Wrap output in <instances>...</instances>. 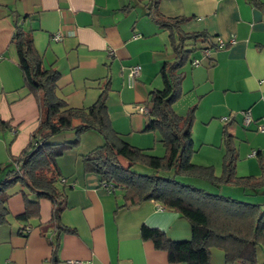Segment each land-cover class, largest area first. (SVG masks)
Wrapping results in <instances>:
<instances>
[{
    "label": "crops",
    "instance_id": "obj_1",
    "mask_svg": "<svg viewBox=\"0 0 264 264\" xmlns=\"http://www.w3.org/2000/svg\"><path fill=\"white\" fill-rule=\"evenodd\" d=\"M257 2L264 6V0H159L157 4L163 16L184 18L182 31L204 32L215 44L210 48L198 44L190 56L199 63L193 65L190 60L182 67L181 95L173 110L184 115L194 106L192 126L205 129L202 138H207L211 129L214 138L219 136L222 142L226 127L235 138L240 158L236 163L238 176H258L260 163L264 164V133L256 131L264 115V7ZM147 3L0 0V121L6 125L0 124V164L19 154L39 118L36 98L24 86L11 41L16 22L31 33L42 64L59 72L57 93L69 106L91 105L107 85L106 105L113 129L136 147L141 146L138 141H157L156 132L144 130L147 115L137 106H147L148 92L162 87L159 68L174 58L175 36L152 19ZM56 32L62 34L60 40L52 39ZM218 40L224 42L223 47L217 46ZM204 48L209 49L208 57ZM132 64L140 65V74L130 87L125 75ZM245 109H250L252 117L247 126L240 113ZM74 139L75 131L69 130L55 134L50 142L66 144ZM214 142L201 141L218 152L214 160L207 154L206 164L201 165L215 164L219 174L222 143L217 148ZM102 144L98 132L86 130L79 142L56 160L66 193L60 222L72 232L57 229L48 198L38 199L20 184L9 189L8 221L0 225V264H185L168 261L166 252L140 233L146 225L162 230L171 240L189 239L190 225L180 213L158 209L153 200L123 206L121 190L84 168L82 156ZM253 151L256 154L252 155ZM232 186L216 189L220 193L225 189L228 194L234 188L223 187ZM238 196L264 206V194L256 190L244 189ZM26 198L38 199L37 212L18 218L25 211ZM262 259L259 251L257 261ZM210 264L243 263L228 262L222 249L211 247Z\"/></svg>",
    "mask_w": 264,
    "mask_h": 264
},
{
    "label": "trees",
    "instance_id": "obj_2",
    "mask_svg": "<svg viewBox=\"0 0 264 264\" xmlns=\"http://www.w3.org/2000/svg\"><path fill=\"white\" fill-rule=\"evenodd\" d=\"M158 1L148 0L146 10L159 26L175 36L174 58L164 61L159 68L162 87L148 92L149 112L144 130L158 133L166 149L163 156L131 145L113 129L106 105L107 85L91 105L69 106L57 93L59 72L42 64L31 33L15 23L11 41L16 48L24 86L36 98L39 118L30 141L19 154L12 156L9 163L0 164V225L8 221L9 189L20 184L38 199L45 197L51 201V220L57 229L73 231L60 222L66 193L56 160L79 142L84 131L91 129L102 136L103 144L82 156L84 168L99 174L112 188L121 190L123 206L153 200L164 209L177 211L188 221L191 236L185 240H171L158 228L141 226L142 238L150 239L156 248L165 251L168 261L210 264V248L217 247L223 250L228 262L264 264V210L261 203L234 199L198 184L204 181L215 188L229 184L264 194V164L260 163L261 174L258 176H238L235 138L226 127L222 129L224 151L220 173L216 174L212 165L191 162L193 149L189 137L194 106L184 115H178L173 110V103L181 95L182 67L191 60L192 52L198 44H206L209 48L215 44L204 32L182 31L180 23L184 18L163 16L157 10ZM256 4L264 7L259 2ZM0 124L6 126L2 121ZM69 130L75 131L72 143L50 142L55 134ZM38 199L26 198L25 211L17 217L24 219L34 215ZM259 251L263 253L261 262L257 261Z\"/></svg>",
    "mask_w": 264,
    "mask_h": 264
},
{
    "label": "rangeland",
    "instance_id": "obj_3",
    "mask_svg": "<svg viewBox=\"0 0 264 264\" xmlns=\"http://www.w3.org/2000/svg\"><path fill=\"white\" fill-rule=\"evenodd\" d=\"M179 97L176 99V101L179 99ZM176 101H174V103ZM138 105H140V104H138ZM141 105H145V103H142ZM193 125H194V123H193ZM191 130H192L191 131L192 134L190 136V141H191L192 149H193V153H192V156H191V162L197 163V164H200V165L201 164H206L203 161H205V159H207L206 158L207 154H210V155H208L209 159H212V160L216 159L214 157H216V153L218 154V152L215 151L214 147L213 146H208V145H205V144H201V141H203V139H206V141H215L217 143L214 142L215 143L214 145L217 146V148H218V143H222L220 141V137L218 136V138L216 140L214 138L212 130L209 129L207 131V133H208L207 134V138H202L203 130H205V129L202 126L199 127L198 124H197V126H192ZM258 132H260V131H258ZM156 134L158 135V133H156ZM159 139H160V137L158 135L157 136V141L154 142V143L153 142H146V141L145 142L138 141L139 144L141 143L140 144L141 146H139V147L143 146L142 148H145L149 153H151L153 155L163 156L166 153V149H165V146L163 145V143ZM239 139L241 141L243 140V138H241V137H239ZM237 142H239V140H237ZM222 151H224L223 143H222ZM239 159H240L239 156H237L236 163L239 161ZM255 161H256V159H255ZM213 166H215V164H213ZM214 170H215V168H214ZM216 172L217 171L215 170V173ZM216 174H218V173H216ZM251 175H253V174H251ZM198 184L201 185V187H204V188L208 189L209 191H212V192L215 191V192H218L221 195L229 196V197L234 198V199H239L240 196H238V195H241L242 190H244L242 187L235 186V185H233L232 187H223V188H234V191L237 190L235 192L232 191V192H228V194H226L225 193L226 191H224L225 189L221 190V193H220V190L217 191V189L215 187L211 186L207 182L199 181ZM23 187H25V186H23ZM251 201H254V200H251ZM262 208H263L262 210H264V206H262Z\"/></svg>",
    "mask_w": 264,
    "mask_h": 264
},
{
    "label": "built area",
    "instance_id": "obj_4",
    "mask_svg": "<svg viewBox=\"0 0 264 264\" xmlns=\"http://www.w3.org/2000/svg\"><path fill=\"white\" fill-rule=\"evenodd\" d=\"M62 38V34L60 32H56L52 35V39L53 40H60ZM224 42L222 40H218L217 41V46L218 47H223ZM203 53L205 54V56H209V49L205 48L203 49ZM199 63V60L197 59H193L192 60V64L193 65H197ZM140 74V65L139 64H132L127 68V72H126V83L128 86H133L136 78L138 77V75ZM137 110L141 113V114H145L147 115L149 112V109L146 105H139L137 106ZM242 117H243V124L245 126L249 125L250 122H252V117H251V113H250V109H245L241 111ZM225 119V118H224ZM256 130L260 131L262 133H264V115L260 118V123L257 124L256 126ZM256 154L255 151L252 152V155ZM158 209H163L162 206H160L158 204L157 206Z\"/></svg>",
    "mask_w": 264,
    "mask_h": 264
}]
</instances>
